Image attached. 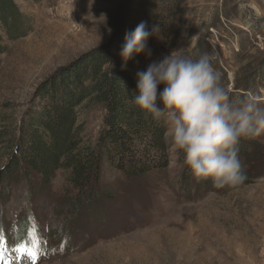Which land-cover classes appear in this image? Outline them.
<instances>
[{
  "label": "rangeland",
  "instance_id": "obj_1",
  "mask_svg": "<svg viewBox=\"0 0 264 264\" xmlns=\"http://www.w3.org/2000/svg\"><path fill=\"white\" fill-rule=\"evenodd\" d=\"M16 1L28 28L4 41L0 54V170L6 164L1 132L19 126L56 71L123 31L125 22L115 23L120 6L129 8L130 25L145 22L135 14L153 13L147 25L158 27L160 38H149L147 67L182 48L192 58L213 54L228 91L251 69L264 74V18L250 0ZM257 2L264 9V0ZM82 112L95 140L105 111L92 105ZM165 137V168L138 180L106 166L100 187L113 188L114 196L90 210L71 208L79 191L69 170L57 171L46 187L15 176L0 197V264H264V176L237 187L204 184L168 127Z\"/></svg>",
  "mask_w": 264,
  "mask_h": 264
},
{
  "label": "trees",
  "instance_id": "obj_2",
  "mask_svg": "<svg viewBox=\"0 0 264 264\" xmlns=\"http://www.w3.org/2000/svg\"><path fill=\"white\" fill-rule=\"evenodd\" d=\"M117 14L115 23L120 26L125 22L123 31L110 35L105 45L89 50L70 66L56 71L40 85L36 107L26 113L19 126L1 132L6 164L0 170V197L7 194V183L22 173L46 187L57 171L69 170L70 181L79 191L70 202L71 208L90 210L114 196L113 188L100 187L106 166L113 171L123 170L134 179L167 166L169 146L164 121L154 120L133 103L137 73L147 67L146 54L134 55L126 63L120 55L125 35L137 25L127 23L128 7L120 6ZM152 16L147 8L144 15L137 13L133 18L143 19L147 25ZM27 28L17 1L0 0V54L6 48L4 41L25 36ZM236 83L228 91L230 99L252 92L264 100L261 71L251 69ZM254 86L257 89L253 91ZM163 87L158 86V92ZM92 105L105 111L103 127L95 140L85 132L82 112ZM238 155L247 175L245 182L264 176V135L241 140Z\"/></svg>",
  "mask_w": 264,
  "mask_h": 264
},
{
  "label": "clouds",
  "instance_id": "obj_3",
  "mask_svg": "<svg viewBox=\"0 0 264 264\" xmlns=\"http://www.w3.org/2000/svg\"><path fill=\"white\" fill-rule=\"evenodd\" d=\"M151 36L160 38L159 28L149 30L146 22L125 35L120 52L125 63L140 53L151 56ZM214 59L208 52L192 58L182 48L173 50L137 73L133 103L167 124L194 177L211 180L216 188L237 187L247 180L239 144L264 135V100L252 92L230 99Z\"/></svg>",
  "mask_w": 264,
  "mask_h": 264
},
{
  "label": "water",
  "instance_id": "obj_4",
  "mask_svg": "<svg viewBox=\"0 0 264 264\" xmlns=\"http://www.w3.org/2000/svg\"><path fill=\"white\" fill-rule=\"evenodd\" d=\"M250 1H251L252 5L254 6L255 10L264 18V9L262 8V6L257 2V0H250ZM64 67L65 66H63V68Z\"/></svg>",
  "mask_w": 264,
  "mask_h": 264
},
{
  "label": "snow or ice",
  "instance_id": "obj_5",
  "mask_svg": "<svg viewBox=\"0 0 264 264\" xmlns=\"http://www.w3.org/2000/svg\"><path fill=\"white\" fill-rule=\"evenodd\" d=\"M34 255V254H33Z\"/></svg>",
  "mask_w": 264,
  "mask_h": 264
}]
</instances>
